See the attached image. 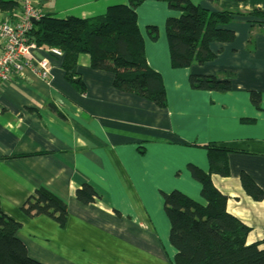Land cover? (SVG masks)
<instances>
[{
	"label": "crops",
	"instance_id": "0c3cea01",
	"mask_svg": "<svg viewBox=\"0 0 264 264\" xmlns=\"http://www.w3.org/2000/svg\"><path fill=\"white\" fill-rule=\"evenodd\" d=\"M190 1L208 11H264V0ZM127 4L31 0L40 15L61 19L99 17L109 7ZM170 17L178 14L160 2L147 1L137 9L146 62L163 82L164 109L116 90L113 76L92 70L87 55H80L76 65L83 94L64 79L60 60L46 54V82L26 68L0 87V209L20 225L17 238L33 260L172 264L161 194L178 191L204 205L201 186L186 168L208 172L207 153L194 144L230 151L229 176L214 177L212 183L227 197V211L250 228L247 243L264 248V199L251 200L240 183L245 173L264 193V25L236 17L229 26L234 41L211 44L212 61L172 70L165 35ZM148 26L157 28L155 42L146 35ZM190 75L228 79L229 91H194ZM251 93L259 96L257 107ZM84 185L95 191L98 202L78 196ZM38 189L66 204L63 229L45 216L28 218L21 212Z\"/></svg>",
	"mask_w": 264,
	"mask_h": 264
},
{
	"label": "trees",
	"instance_id": "16d2710c",
	"mask_svg": "<svg viewBox=\"0 0 264 264\" xmlns=\"http://www.w3.org/2000/svg\"><path fill=\"white\" fill-rule=\"evenodd\" d=\"M127 1L126 6L109 7L104 15L90 19L41 15L27 32V42L63 51L64 56L56 59L60 60L64 79L80 94L85 88L76 74L77 59L87 55L92 70L113 76L116 90L136 95L164 109L167 102L161 75L146 62L144 40L137 23L139 7L147 1L160 2L168 11L178 14L165 22L172 70L187 69L193 64L202 66L212 61L215 55L210 51L211 44L234 41L235 33L229 26L236 17L247 18L249 24L264 25V11L258 9L241 14L208 11L190 0ZM20 15V0H0V24L2 21L15 24ZM2 17L6 20H1ZM145 32L150 41L157 40L156 27L148 26ZM188 83L194 91H229L228 79L190 75ZM251 102L257 107L259 96L251 93ZM51 110L62 117L55 108L51 107ZM192 147L207 153V173L192 165L186 167L191 178L201 186L200 197L204 205L178 191L161 194L163 211L169 221V244L174 252L172 264H264V248L260 243H247L250 228L227 211V197L212 183L214 177L229 176L230 151L211 144H194ZM240 183L251 200L260 202L264 199L263 191L245 173L241 174ZM77 194L89 203L100 200L88 185L82 186ZM21 212L28 218L45 216L62 229L68 215L66 204L45 189L36 190L23 204ZM19 229L20 225L0 209V264H41L29 257L17 238Z\"/></svg>",
	"mask_w": 264,
	"mask_h": 264
},
{
	"label": "built area",
	"instance_id": "2783aa9c",
	"mask_svg": "<svg viewBox=\"0 0 264 264\" xmlns=\"http://www.w3.org/2000/svg\"><path fill=\"white\" fill-rule=\"evenodd\" d=\"M20 1L22 5L20 21L14 25L6 22L0 24L2 41L0 87L7 84L13 76L21 74L26 68L33 70L40 80L46 82L50 76V61L42 54L55 58L64 56V52L55 47L42 48L27 42L26 34L33 25L31 20L37 21L41 15L32 8L31 0Z\"/></svg>",
	"mask_w": 264,
	"mask_h": 264
},
{
	"label": "water",
	"instance_id": "95a60500",
	"mask_svg": "<svg viewBox=\"0 0 264 264\" xmlns=\"http://www.w3.org/2000/svg\"><path fill=\"white\" fill-rule=\"evenodd\" d=\"M31 23L33 24V25H36L37 24V22L35 21V20H31ZM41 57H39V59H40Z\"/></svg>",
	"mask_w": 264,
	"mask_h": 264
},
{
	"label": "rangeland",
	"instance_id": "374dc122",
	"mask_svg": "<svg viewBox=\"0 0 264 264\" xmlns=\"http://www.w3.org/2000/svg\"><path fill=\"white\" fill-rule=\"evenodd\" d=\"M154 71V70H153Z\"/></svg>",
	"mask_w": 264,
	"mask_h": 264
}]
</instances>
